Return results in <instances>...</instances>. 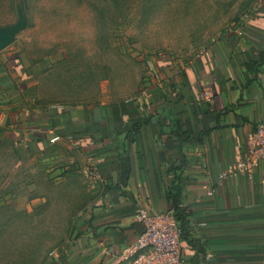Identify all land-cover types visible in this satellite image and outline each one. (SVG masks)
Masks as SVG:
<instances>
[{
	"label": "crops",
	"instance_id": "obj_1",
	"mask_svg": "<svg viewBox=\"0 0 264 264\" xmlns=\"http://www.w3.org/2000/svg\"><path fill=\"white\" fill-rule=\"evenodd\" d=\"M249 11L236 34L185 69L160 64L158 84L142 100L54 108L19 131L22 154L72 137L57 147L98 174L77 243L50 264H121L143 232L137 210H173L167 195L174 186L186 216L185 264H264V161L249 175L219 180L264 122V0ZM0 139L11 141L7 133Z\"/></svg>",
	"mask_w": 264,
	"mask_h": 264
},
{
	"label": "rangeland",
	"instance_id": "obj_2",
	"mask_svg": "<svg viewBox=\"0 0 264 264\" xmlns=\"http://www.w3.org/2000/svg\"><path fill=\"white\" fill-rule=\"evenodd\" d=\"M256 1L0 0V31L18 29L0 51V135L11 139H0V264L66 258L96 184L57 147L68 137L22 154L27 121L142 100L160 64L185 69L236 34Z\"/></svg>",
	"mask_w": 264,
	"mask_h": 264
},
{
	"label": "built area",
	"instance_id": "obj_3",
	"mask_svg": "<svg viewBox=\"0 0 264 264\" xmlns=\"http://www.w3.org/2000/svg\"><path fill=\"white\" fill-rule=\"evenodd\" d=\"M59 136L53 137L50 142H61ZM72 143L73 138L68 137ZM264 161V122L257 125L256 131L248 138V149L244 158L236 168L219 176L220 182L233 172L249 175L253 169ZM93 183H96L98 174L92 164L82 168ZM137 223L143 227L142 234L136 243L128 248L121 256V264H185L181 254L182 229L175 212L169 210L158 212L153 207H143L135 215Z\"/></svg>",
	"mask_w": 264,
	"mask_h": 264
},
{
	"label": "trees",
	"instance_id": "obj_4",
	"mask_svg": "<svg viewBox=\"0 0 264 264\" xmlns=\"http://www.w3.org/2000/svg\"><path fill=\"white\" fill-rule=\"evenodd\" d=\"M167 199L169 203L171 204L173 211L175 212L176 218L180 223L182 233H184V228L186 225V220H185V214L184 211L181 209V188L178 186H174L173 188L170 189ZM183 236V234H182Z\"/></svg>",
	"mask_w": 264,
	"mask_h": 264
},
{
	"label": "water",
	"instance_id": "obj_5",
	"mask_svg": "<svg viewBox=\"0 0 264 264\" xmlns=\"http://www.w3.org/2000/svg\"><path fill=\"white\" fill-rule=\"evenodd\" d=\"M17 30V28H12L0 31V51L9 44Z\"/></svg>",
	"mask_w": 264,
	"mask_h": 264
}]
</instances>
